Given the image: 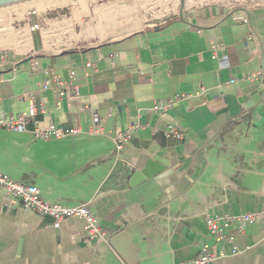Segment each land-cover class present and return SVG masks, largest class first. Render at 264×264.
Instances as JSON below:
<instances>
[{
    "label": "crops",
    "instance_id": "0c3cea01",
    "mask_svg": "<svg viewBox=\"0 0 264 264\" xmlns=\"http://www.w3.org/2000/svg\"><path fill=\"white\" fill-rule=\"evenodd\" d=\"M186 1L182 17L85 48L31 45L36 52L23 55L0 46V118L27 111L33 98L46 110L40 127L83 130L39 139L33 120L0 128V171L34 183L47 201L88 203L110 236L90 241L81 219L57 222L0 189V264H187L204 248L227 255L209 264H264V214L243 232L232 228L233 242L206 223L264 213V94L252 101L264 87V0ZM26 33L19 43H32ZM214 44L224 46L217 58ZM35 61L71 82L64 96L42 88ZM169 102L167 112L152 110ZM135 122L142 127L117 150L116 136ZM169 124L187 137L156 129ZM136 171L147 178L131 185ZM234 244L243 252L231 255Z\"/></svg>",
    "mask_w": 264,
    "mask_h": 264
},
{
    "label": "built area",
    "instance_id": "2783aa9c",
    "mask_svg": "<svg viewBox=\"0 0 264 264\" xmlns=\"http://www.w3.org/2000/svg\"><path fill=\"white\" fill-rule=\"evenodd\" d=\"M46 14L47 9H29L25 16V18L29 21L27 24H33L32 29L38 28L40 24L44 20H46ZM236 19H241L244 21L247 20L244 16H237ZM223 49V45L214 44L212 48V56L214 58H217L218 52ZM2 59H4V55H2ZM33 69L37 72L41 71L45 75V79L42 82V88L52 89L59 97H62L66 94V91L71 85V82L65 80L53 67L48 66L40 69L38 66V62L35 61ZM14 70L16 71L17 67H15ZM75 75L76 72L71 71L70 78L74 79ZM249 79L251 81L260 80L261 74L253 73L249 76ZM1 82L2 77L0 75V83ZM235 82V79H232L230 81V83ZM74 91L75 93L79 94L80 87L78 85H75ZM190 97L191 95L189 94L177 95V99H188ZM172 107V102H169L167 104L158 103L153 106L152 110L159 113H164L171 110ZM45 112L46 110L44 106L37 105L32 98V102L27 111L15 115L3 114L0 118V128L12 130L25 129L33 120L37 124L34 134L35 137L39 139L64 138L83 132L81 128H65L62 126H57L55 124H50L46 127H40L37 116ZM141 127L142 125L139 122H135L131 124L126 130L120 132L116 136L117 150H121L128 142H130L133 139L135 133ZM156 129L161 130L166 137H174L178 139H184L187 137L186 132L182 131L173 124H169L166 128ZM88 132L94 134L100 133L101 130L98 128H91ZM0 189L4 190L13 202H19L25 209L32 210L44 216H50L57 222H60L66 218L81 219L85 224V234L88 240L104 244H109L110 242L108 231L100 224L97 216L90 209L88 203L69 205L61 202L47 201L42 197L40 188L34 183L15 180L1 171ZM263 214V212H246L237 215H207L206 223L211 234L217 240H228L233 242L234 234L232 228L236 230V232H243L246 230L248 225L260 220ZM241 252H243V250H241L237 245L234 244L231 255L240 254ZM226 256L227 255L224 253H215L208 250V248H204V250L200 254L189 260L187 264H209L210 262L216 261Z\"/></svg>",
    "mask_w": 264,
    "mask_h": 264
},
{
    "label": "rangeland",
    "instance_id": "374dc122",
    "mask_svg": "<svg viewBox=\"0 0 264 264\" xmlns=\"http://www.w3.org/2000/svg\"><path fill=\"white\" fill-rule=\"evenodd\" d=\"M189 4L186 1L185 8ZM33 6L30 5L20 16L8 17V11L0 13V19L5 18L0 21V28L15 35L29 29L32 38L31 44L28 41L4 44L2 53L15 50L28 55L35 51L34 48L30 49L31 45L44 53L85 48L119 39L177 17L181 0H78L75 5L47 8L46 20L38 28L32 29L33 24H27L29 21L25 16Z\"/></svg>",
    "mask_w": 264,
    "mask_h": 264
},
{
    "label": "water",
    "instance_id": "95a60500",
    "mask_svg": "<svg viewBox=\"0 0 264 264\" xmlns=\"http://www.w3.org/2000/svg\"><path fill=\"white\" fill-rule=\"evenodd\" d=\"M45 1H49V0H0V13ZM185 3L186 0H181V9L179 13L181 17L183 16ZM263 94H264V87L255 91L252 94L253 103H258L261 97L263 96ZM146 178L147 176L143 172L136 171L132 178L131 185H136L137 183L146 180Z\"/></svg>",
    "mask_w": 264,
    "mask_h": 264
},
{
    "label": "bare ground",
    "instance_id": "6f19581e",
    "mask_svg": "<svg viewBox=\"0 0 264 264\" xmlns=\"http://www.w3.org/2000/svg\"><path fill=\"white\" fill-rule=\"evenodd\" d=\"M77 1L78 0H49V1L42 2L40 7L42 9H47V8L59 7V6H62L64 4H73V5H75V4H77ZM25 7H21V8H18V9H14V10L8 11L9 13L7 14V16L8 17L9 16L13 17V15L20 16L23 13ZM39 10H41V9H39ZM4 16L6 17V15H4ZM1 20H3V18L0 19V21ZM9 20H10V18H9ZM27 30H29V29H27ZM27 35H28L27 33H26V36H25V34H23V35H19V34L15 35V34H13V32L8 31L7 29L0 28V46H2L4 44L5 45L6 44H11L13 42L18 43V42H20L21 40L24 39L23 37L28 38Z\"/></svg>",
    "mask_w": 264,
    "mask_h": 264
}]
</instances>
